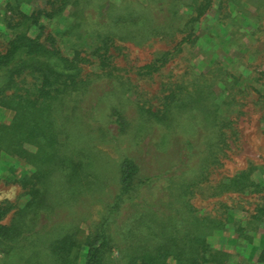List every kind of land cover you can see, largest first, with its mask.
Masks as SVG:
<instances>
[{
  "label": "trees",
  "instance_id": "trees-1",
  "mask_svg": "<svg viewBox=\"0 0 264 264\" xmlns=\"http://www.w3.org/2000/svg\"><path fill=\"white\" fill-rule=\"evenodd\" d=\"M239 4L224 13L227 23L219 20L237 29L230 36L246 21L253 35L264 32V0H245L252 12L235 11ZM214 7L215 0H0V108L12 113L0 123V160L29 167L19 183L28 201L9 223L14 207L0 202V264H230L233 256L210 240L232 220L248 245L263 230L255 264H264V165L210 179L235 143L240 77L219 63L162 76L177 57L190 62ZM154 41L167 49L150 63L130 72L118 66L123 44ZM156 77L152 96L138 89L141 78ZM95 143L118 150L114 187L104 194L109 176L92 171ZM199 193L219 202L199 213L191 203ZM228 195L253 199L247 218L234 219L237 206L221 201ZM96 202L100 220L85 232Z\"/></svg>",
  "mask_w": 264,
  "mask_h": 264
},
{
  "label": "rangeland",
  "instance_id": "rangeland-1",
  "mask_svg": "<svg viewBox=\"0 0 264 264\" xmlns=\"http://www.w3.org/2000/svg\"><path fill=\"white\" fill-rule=\"evenodd\" d=\"M237 1L240 4L237 9L235 7V11L241 9L253 11L250 6L245 4V0H215L213 11L202 25L200 38L190 51L188 57L190 62L185 61V58L177 57L174 62L169 63L162 70L164 72L162 76L165 77L170 75L167 71L177 74L182 72L186 65H190L196 73H205L210 70L212 63H219L225 70L239 76L240 82L242 81L237 84L238 89H243L237 95V100L241 105L236 106V111L231 114V117H234L233 127L237 134L233 139L235 143L231 141V151L222 168L212 175L211 181L234 174L236 171L246 168L250 162L264 165V108L259 104V101L264 98V53L261 52L264 49L261 50L264 45V32L253 35L254 26L246 21L241 25L237 36H230L229 33L237 29L224 23L221 25L219 20L228 22L224 13ZM187 13L188 11L184 9L182 21L186 19ZM123 47L124 54L120 56L117 63L119 67L125 68L129 72L150 63L158 51L167 49L164 43L156 41L138 46L125 43ZM255 48H259L260 52L255 54L254 50H257ZM158 80L159 78L156 77L154 81L145 83L141 78L137 83L138 89L146 91L152 96L159 89V83H155ZM242 85H246V87ZM216 92L218 96H221V91L218 88H216ZM11 118V112L0 108V123H9ZM94 145L95 148L91 154L92 171L98 170L103 179L104 175L109 176L108 183L102 192L104 194L114 187L112 176L115 174L118 150L107 143H95ZM28 171L29 167L19 158L5 156L0 160V202L8 203L14 207L13 211L6 216L5 223H9L13 212L22 208L28 201V196L24 194L19 184ZM203 197L199 193L191 200L199 213H203L205 209H211L216 202H219L217 200L206 201L207 199L204 200ZM221 201L226 202L230 207L236 205L237 209L233 212L234 219L244 220L248 216L246 211L250 208V202L253 199L250 196H241L238 200L235 195H228L224 196ZM101 212V203L96 202L90 206L87 224L82 225L83 231H87L89 224L99 222ZM262 231L254 234L253 242L248 245L243 241V238H239L240 234L235 232L232 220L224 231L218 232L210 240V243L215 249L228 252L233 256L230 264H236L238 260L255 264ZM236 240L241 243H236ZM111 258L115 262L118 259L117 254L114 253Z\"/></svg>",
  "mask_w": 264,
  "mask_h": 264
}]
</instances>
